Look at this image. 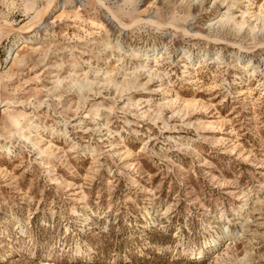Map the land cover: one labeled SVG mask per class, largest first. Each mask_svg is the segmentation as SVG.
I'll list each match as a JSON object with an SVG mask.
<instances>
[{"label":"rangeland","instance_id":"rangeland-1","mask_svg":"<svg viewBox=\"0 0 264 264\" xmlns=\"http://www.w3.org/2000/svg\"><path fill=\"white\" fill-rule=\"evenodd\" d=\"M13 1L0 264H264V0Z\"/></svg>","mask_w":264,"mask_h":264},{"label":"bare ground","instance_id":"bare-ground-1","mask_svg":"<svg viewBox=\"0 0 264 264\" xmlns=\"http://www.w3.org/2000/svg\"><path fill=\"white\" fill-rule=\"evenodd\" d=\"M9 2H10V4L12 5V4H14L15 2L13 1V0H8ZM100 4H102V5H104L105 7H106V9L108 10V13L110 14V16H111V23H114V25L116 24V22H117V24H119V26H120V28L123 30V29H131V27L133 26V25H135L136 23H138V22H146V23H149V24H153V25H157V26H163V23L161 22V21H159L158 20V18L157 17H153V16H150L149 18H142V17H139L137 20H135L133 23H126L125 22V20L123 19V15H126V14H129L130 12H131V10L129 9V10H126V9H121V10H118V11H115V10H113L112 8H110L109 6H107V4H106V1L105 0H97ZM136 0H122V2L125 4V5H127L128 7L129 6H131V5H133L134 4V2H135ZM54 2V1H53ZM52 4V3H51ZM64 4H66V3H64ZM196 7V6H195ZM131 8H133V7H131ZM46 8H43L41 11H40V13L39 14H37V16L34 18V19H32V21L30 22V24H28L27 26H25V27H23V33H27V32H31V31H33L34 29H35V27H38V26H40V24H43L44 22H47V20H46ZM260 12H262V11H260ZM261 14V13H260ZM263 16V15H262ZM263 18V17H262ZM261 18V19H262ZM264 19V18H263ZM6 22H5V25L2 27V29H1V31H0V35L1 34H3L4 32H5V30H6V28H7V26H9L10 25V22L9 21H7V20H5ZM107 24V22H103V23H100V24H98L99 26H101V27H105V24L108 26V27H110L109 28V30L110 31H112L114 28L111 26L112 24ZM97 24V23H96ZM168 25H171V26H173V27H175V28H181L180 26H178V25H176V24H174V23H169ZM106 26V27H107ZM10 28V27H9ZM183 30H184V32L185 33H189V34H192V35H194V36H201V37H207V38H211L210 36H208V35H206L203 31H201V30H197V29H194V30H188V29H186V28H182ZM109 30H107V31H109ZM193 31V32H192ZM7 32V31H6ZM24 35V34H23ZM214 40H220V39H218V38H213ZM15 45V44H14ZM25 45V44H24ZM23 45V46H24ZM20 47V46H19ZM157 48V47H156ZM153 51H155V48H153L152 49ZM151 50V51H152ZM148 51H150V50H148ZM13 54V49L12 48H10L9 50H8V57L10 58V56ZM156 54V56H154V60L156 61V63H157V65H160V63H161V60H160V52L158 51V52H154L153 54H152V56L153 55H155ZM142 57L144 58V60L146 61V64H147V66H151V65H149L150 64V60H151V54H143L142 55ZM122 58H120L119 60H121ZM10 60H11V58H10ZM8 61V60H7ZM12 61V60H11ZM250 62L251 61H249L248 63V67H246V69L248 70V68H249V66H250ZM253 66V65H252ZM245 69V70H246ZM157 71H159V70H157Z\"/></svg>","mask_w":264,"mask_h":264}]
</instances>
